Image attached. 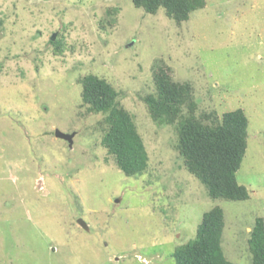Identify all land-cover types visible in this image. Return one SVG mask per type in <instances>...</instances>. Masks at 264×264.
Segmentation results:
<instances>
[{
  "label": "rangeland",
  "instance_id": "374dc122",
  "mask_svg": "<svg viewBox=\"0 0 264 264\" xmlns=\"http://www.w3.org/2000/svg\"><path fill=\"white\" fill-rule=\"evenodd\" d=\"M160 66L191 85L196 116L244 111L247 199L209 197L175 147L176 121L149 115ZM86 74L118 91L143 172L124 174L101 144L104 114L81 101ZM214 205L224 256L250 264L249 231L264 220V0H205L181 22L131 0H0V264H173Z\"/></svg>",
  "mask_w": 264,
  "mask_h": 264
},
{
  "label": "trees",
  "instance_id": "16d2710c",
  "mask_svg": "<svg viewBox=\"0 0 264 264\" xmlns=\"http://www.w3.org/2000/svg\"><path fill=\"white\" fill-rule=\"evenodd\" d=\"M148 13L163 8L165 14L181 22L205 5V0H131ZM56 48L60 43L49 40ZM81 101L88 110L102 113L104 123L101 144L113 155L117 167L131 176L147 167V154L131 114L120 104L118 91L103 77L86 74L80 79ZM155 92L143 97L149 115L159 123L176 121V149L187 171L199 180L213 199L244 200L249 194L236 179L246 150L247 118L241 108L213 113L194 114L191 85L173 81L168 67L153 72ZM186 108L185 114L182 108ZM224 214L219 205L203 212L193 238L177 246L173 264H233L220 245ZM250 264H264V220L256 217L247 238Z\"/></svg>",
  "mask_w": 264,
  "mask_h": 264
},
{
  "label": "water",
  "instance_id": "95a60500",
  "mask_svg": "<svg viewBox=\"0 0 264 264\" xmlns=\"http://www.w3.org/2000/svg\"><path fill=\"white\" fill-rule=\"evenodd\" d=\"M54 135L56 137L61 138V139L67 140L69 143H71V141H72V139H71L72 134L64 133V132L60 131L59 129L54 130ZM78 222L84 229L88 228L87 224L82 219H78Z\"/></svg>",
  "mask_w": 264,
  "mask_h": 264
}]
</instances>
